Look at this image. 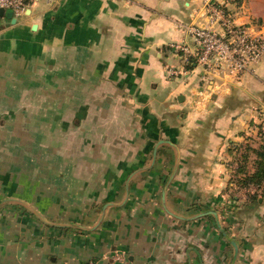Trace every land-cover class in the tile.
Here are the masks:
<instances>
[{
	"label": "crops",
	"instance_id": "crops-1",
	"mask_svg": "<svg viewBox=\"0 0 264 264\" xmlns=\"http://www.w3.org/2000/svg\"><path fill=\"white\" fill-rule=\"evenodd\" d=\"M202 1L36 0L0 18V264H231L214 216L197 217L210 209L236 264H264V197L234 182L246 156L255 171V138L235 163L264 57L212 80L185 63L171 44ZM236 13L264 31V0Z\"/></svg>",
	"mask_w": 264,
	"mask_h": 264
},
{
	"label": "built area",
	"instance_id": "built-area-1",
	"mask_svg": "<svg viewBox=\"0 0 264 264\" xmlns=\"http://www.w3.org/2000/svg\"><path fill=\"white\" fill-rule=\"evenodd\" d=\"M35 1L0 0V9L11 10L16 18H20ZM233 1L239 6L245 5L244 0H231V4ZM216 3L215 0H205L204 9L197 13L198 21L189 25L182 24L190 40L171 44L175 51L183 55L186 63L195 61L203 67L204 77L209 80L220 77L221 73L238 76L253 68L264 57V31L262 28L256 30L258 22L240 23L234 12ZM173 73L177 74L176 71ZM251 137L261 142L264 139V108L256 110L254 120L247 127L245 143L242 144L241 149H238L235 170L238 169V163H241L246 142H250ZM243 189L248 194L260 195L264 185L262 187L251 185ZM105 259L109 264H116L122 262L125 255L114 251L107 258L105 256ZM87 264H92V262Z\"/></svg>",
	"mask_w": 264,
	"mask_h": 264
},
{
	"label": "trees",
	"instance_id": "trees-1",
	"mask_svg": "<svg viewBox=\"0 0 264 264\" xmlns=\"http://www.w3.org/2000/svg\"><path fill=\"white\" fill-rule=\"evenodd\" d=\"M260 144V147L254 151V153L257 155L254 172L249 173L246 171L248 156H246L242 161L239 171L237 172L239 177L234 180L238 188L249 187L251 185L262 187L264 185V139ZM260 196L264 197V189L260 195L249 194V199L253 202H256ZM225 229L228 233H230L227 228Z\"/></svg>",
	"mask_w": 264,
	"mask_h": 264
},
{
	"label": "water",
	"instance_id": "water-1",
	"mask_svg": "<svg viewBox=\"0 0 264 264\" xmlns=\"http://www.w3.org/2000/svg\"><path fill=\"white\" fill-rule=\"evenodd\" d=\"M5 15H8L12 18H15L13 11L11 10H5V9H0V17H4ZM212 215L215 218L216 225L218 231L223 235V237L228 241V243L232 246L233 248V254H232V259H231V264H236V261L238 259L239 253H240V247L238 242L233 238L225 229L223 224L221 223L219 212L214 209H210L207 211H204L200 214L197 215V217H203V216H209Z\"/></svg>",
	"mask_w": 264,
	"mask_h": 264
},
{
	"label": "rangeland",
	"instance_id": "rangeland-1",
	"mask_svg": "<svg viewBox=\"0 0 264 264\" xmlns=\"http://www.w3.org/2000/svg\"><path fill=\"white\" fill-rule=\"evenodd\" d=\"M204 1L205 0H203L202 1V5H201V7H200V9H199V11L198 12H202V9H204ZM212 1V0H211ZM217 3V5H219L220 7H226V8H228V10L231 12H234L235 13V17H236V15H237V13L236 12H239V11H241V12H245V5L243 4V5H241V6H239L238 4H236V3H234V1L232 2V4H231V0H225L224 2H221V1H218V0H215ZM248 0H244V3L246 4V2H247ZM219 3V4H218ZM206 11V10H205ZM197 12V13H198ZM207 12V11H206ZM204 13V12H203ZM203 13H200V14H203ZM199 14V15H200ZM205 14V13H204ZM195 17H197V15H195ZM237 19V18H236ZM261 28H258V29H256V30H260ZM180 42H182V41H180ZM180 53V52H179ZM181 54V53H180ZM182 55V54H181ZM183 56V55H182ZM183 60H184V62L186 61L185 60V58L183 57L182 58ZM187 62V61H186ZM185 62V63H186ZM23 126L25 127V133H24V136H28V134L26 133V131L27 130H29V126H28V124H23ZM43 133V132H42ZM38 139L37 140H40V142L42 141V143L43 144H45V140H46V136H45V134L43 133V134H39L38 135ZM30 143L28 142V143H23V145H27V147H23L24 149H30V148H32V149H34L33 147H29L30 145H29ZM53 149H55V148H53ZM37 153H38V164H39V162L42 160V157L40 156L41 154H40V152L39 151H37ZM37 155V154H36ZM110 254H107V255H105L106 256V258L109 256ZM105 256H104V259H105ZM107 260V259H106Z\"/></svg>",
	"mask_w": 264,
	"mask_h": 264
}]
</instances>
